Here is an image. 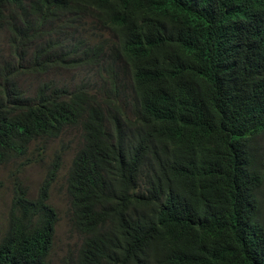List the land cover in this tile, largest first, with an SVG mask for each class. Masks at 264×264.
Returning a JSON list of instances; mask_svg holds the SVG:
<instances>
[{
    "label": "trees",
    "instance_id": "obj_1",
    "mask_svg": "<svg viewBox=\"0 0 264 264\" xmlns=\"http://www.w3.org/2000/svg\"><path fill=\"white\" fill-rule=\"evenodd\" d=\"M72 24L88 42L78 74L98 77L92 94L88 76L68 100L56 87L19 85L26 51L47 42L49 26ZM2 34L13 64L0 68V167L28 165L31 145L85 114L73 162L94 170L86 202L99 213L78 224L80 254L264 264V0H0ZM126 108L122 139L109 127L103 139L104 123ZM13 191L0 264H21L8 249L36 206L20 182ZM51 226L34 227L31 242Z\"/></svg>",
    "mask_w": 264,
    "mask_h": 264
},
{
    "label": "clouds",
    "instance_id": "obj_2",
    "mask_svg": "<svg viewBox=\"0 0 264 264\" xmlns=\"http://www.w3.org/2000/svg\"><path fill=\"white\" fill-rule=\"evenodd\" d=\"M152 11L153 9L138 17V24L135 31H140L147 25L151 18ZM82 17L84 18V21L87 18L91 19L87 24L88 26L90 24H96L90 16L84 15ZM48 29L49 31L45 38L47 42L37 47H31L26 51L23 58H26L27 64L24 65V67L21 65L19 66L23 71H21L20 75L16 78V82L21 86L26 85L31 89L39 88L41 85L46 86L44 88L45 90H47V87H56L64 92V99L68 100L73 90L79 85L80 81L88 76L91 82L87 81L83 90L88 94H92V85L98 83L97 75L94 73L78 74L83 63V54L86 51L88 42L78 35L74 24L67 26L64 31L56 30L54 25L49 26ZM102 33L103 35H107L109 30H103ZM2 35L0 37H2ZM10 58L13 62L12 57ZM12 62L0 66V68L8 69L13 64ZM37 62L40 64L43 72L40 71ZM73 77L77 78L75 86H73ZM84 116L85 114L80 116L78 118L79 124L73 126L81 131V145L79 149L84 146V132L80 124L81 121H83ZM132 118V112L127 108L124 109L120 115L104 123L101 137L104 139L106 127H109L115 136V130L126 119ZM115 137L122 139L118 136ZM27 153L28 157L32 156V145L28 148ZM75 156L76 153L65 176V187L69 208L68 227L70 231L77 235L78 245L72 251H67L59 264H135L133 259L120 249L106 250L95 258L79 253L82 245V236L78 232V224L86 214H97L99 212L96 211L94 206L86 202V199L93 193L88 187L89 183L95 178V172L90 167L81 166L80 162L74 164L73 160ZM24 161L25 159L20 162L22 163ZM31 162H33L32 159L30 163ZM58 169L59 163L56 162L53 164L52 168L46 172L35 198H30L27 193V198L36 202V206H34V210L28 218L19 226L18 233L8 249L9 252H12L16 256L21 264H52L50 261V255L56 237L59 214L49 198V188L54 182L55 174ZM100 174L99 183L108 175L105 172H100ZM19 182L22 184L21 181L13 179L12 196L8 208L12 204L15 196L13 188L15 184ZM108 189H110L114 195L118 196L113 188L108 187ZM7 220L8 215L6 212L4 229L0 234L4 232L7 226ZM47 220L51 221L52 226L48 230L44 242L32 243L30 239L33 228L41 226L43 222ZM148 264H151V262L148 261Z\"/></svg>",
    "mask_w": 264,
    "mask_h": 264
},
{
    "label": "rangeland",
    "instance_id": "obj_3",
    "mask_svg": "<svg viewBox=\"0 0 264 264\" xmlns=\"http://www.w3.org/2000/svg\"><path fill=\"white\" fill-rule=\"evenodd\" d=\"M90 18L85 19L86 23ZM7 36L0 37V66L12 62L9 56ZM21 66L27 64L26 58L21 59ZM11 72V71H9ZM81 145V131L73 126L65 127L61 135L51 140H40L31 158L33 162L21 166L20 161L0 167V233L4 229L5 215L12 196L13 179L22 182L28 196L35 198L46 172L53 164L59 163L54 182L49 188V198L59 214L56 237L50 255L52 264H59L67 251L78 245L77 235L69 230V208L66 196L65 176L72 159Z\"/></svg>",
    "mask_w": 264,
    "mask_h": 264
}]
</instances>
